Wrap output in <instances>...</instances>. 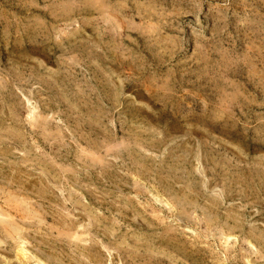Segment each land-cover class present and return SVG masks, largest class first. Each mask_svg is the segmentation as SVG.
I'll use <instances>...</instances> for the list:
<instances>
[{
  "label": "rangeland",
  "instance_id": "1",
  "mask_svg": "<svg viewBox=\"0 0 264 264\" xmlns=\"http://www.w3.org/2000/svg\"><path fill=\"white\" fill-rule=\"evenodd\" d=\"M3 199L0 264H264V0H0Z\"/></svg>",
  "mask_w": 264,
  "mask_h": 264
},
{
  "label": "bare ground",
  "instance_id": "2",
  "mask_svg": "<svg viewBox=\"0 0 264 264\" xmlns=\"http://www.w3.org/2000/svg\"><path fill=\"white\" fill-rule=\"evenodd\" d=\"M4 198V197H3ZM4 200V199H3ZM0 208L3 209L4 211L8 212L9 214L5 213V217L0 218V231L6 232V234H10L11 236H16L21 234L22 228L18 227L15 222L17 219H22L24 217V214L20 213L23 207L20 206L19 203L12 202V200H7L5 199L2 203H0ZM27 211V210H26ZM2 214V213H1ZM13 214V216L17 219H11L10 216ZM12 216V218H13ZM27 216V215H26ZM9 217V218H8ZM6 218V219H4ZM61 221V220H60ZM18 222V221H17ZM61 223V222H60ZM72 223V222H71ZM30 224V223H29ZM71 225V224H70ZM67 227V226H66ZM68 231V230H67ZM25 233V232H24ZM26 234V233H25ZM21 236V235H20ZM17 237V236H16ZM3 238V237H2ZM14 238V237H13ZM55 240V239H54ZM57 241V240H56ZM54 241V243H56ZM60 241V240H59ZM43 244V243H42ZM58 244V242H57ZM51 245V244H50ZM50 248V247H49ZM16 250V249H15ZM23 254L21 253V256ZM19 257V256H18ZM37 259V258H36ZM7 260V259H6ZM38 262V261H37Z\"/></svg>",
  "mask_w": 264,
  "mask_h": 264
}]
</instances>
